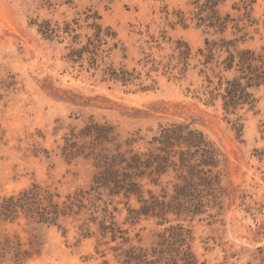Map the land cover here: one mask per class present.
Here are the masks:
<instances>
[{
	"label": "rangeland",
	"instance_id": "374dc122",
	"mask_svg": "<svg viewBox=\"0 0 264 264\" xmlns=\"http://www.w3.org/2000/svg\"><path fill=\"white\" fill-rule=\"evenodd\" d=\"M213 1L0 0V203L37 185L40 204L58 210L44 221L20 207L0 214V264H120L114 247L150 251L177 222L189 229L197 264H264V0ZM212 9L222 29L210 23ZM44 22L50 35L40 31ZM89 40L94 53L69 55ZM178 40L190 56L170 73L164 65L177 63ZM207 42L217 43L211 58ZM246 50L251 66L241 68ZM229 53L235 61L226 69ZM108 66L139 77L115 80ZM256 73L263 75L250 81ZM234 77L252 83V101L226 109L221 94ZM92 123L110 125L115 140L106 147L120 144L126 156L165 154L153 137L168 124L201 131L220 152L213 200L203 197L200 211L180 219L170 211L164 223L136 215L144 200L174 193L176 171L137 178L136 193L97 187L88 151L65 152L72 139L87 144L72 133ZM101 220L120 228L115 240L101 235Z\"/></svg>",
	"mask_w": 264,
	"mask_h": 264
},
{
	"label": "trees",
	"instance_id": "16d2710c",
	"mask_svg": "<svg viewBox=\"0 0 264 264\" xmlns=\"http://www.w3.org/2000/svg\"><path fill=\"white\" fill-rule=\"evenodd\" d=\"M206 1L211 3V6H208L206 2L202 8L212 7L216 4L213 0ZM215 12L212 9L213 14L210 20H214V22L211 21L210 23L222 29L224 21L220 20ZM40 31L45 35H50L53 29L48 22H44L41 24ZM229 42L222 40V44L225 45ZM207 44H209L207 48L209 53L206 57L211 58L212 49L217 43L207 42ZM90 46L95 47L91 40L81 48L71 50L69 55L81 57L84 51L94 53V49H90ZM173 49L177 52V63L170 66V62H168L164 65L165 71L170 73L178 64L184 65L183 69L187 63L186 60L190 56V48L184 41L178 40ZM249 52V50L239 52L237 64L241 68L245 64L248 68L251 66L250 63H247V58L244 57ZM89 58L94 60L93 55ZM234 61L235 56L229 53L223 60L224 67L226 69L231 68ZM104 73L108 74L110 78L121 80L124 83L132 81L133 77H139L134 76L133 71H128L122 67L117 70L108 66L104 69ZM262 75L256 73L254 76H250L249 80L257 81ZM219 83H221L220 80ZM251 84L242 85L239 77L225 80L224 91L221 94L224 107L226 109L229 107L235 108L238 104L250 103L252 101L250 99L251 94L246 91V88ZM217 88L214 87V89ZM215 96L216 94L213 95V98ZM72 136L75 138L89 137L90 139L86 142L87 144L80 145H77V141L72 139L73 141L65 146V152L72 154L87 150L88 152L85 154L94 159L95 166L98 168L94 179L96 186L109 188L113 193H118L121 190L126 194L136 193L140 187L137 178L144 175L152 176V181L155 182L157 177L166 172L168 167L171 166L176 171L177 182L173 184L174 193L168 199H166L167 194H163L162 199L151 196L150 201L144 200L140 209L136 211V215L157 216L160 223H164L169 221L166 218L168 212H173L176 214L177 219H180L179 217L182 214L200 211L204 204L203 197L210 201L215 196L214 192L217 188L216 185L219 184V176L213 168L217 166L218 156L220 155L219 149L207 140L201 131L190 129L188 125L181 123L168 124L161 127L159 135L153 137V142L160 144L158 150L165 152V154L154 153L149 150L141 153H131L126 156L125 152L119 151L120 144H114L115 152H112V149L106 147V145L109 146L108 144L112 143L115 137L111 135V126L107 124H89L78 133H72ZM175 146L184 148L175 151L173 150ZM176 153H178V162L171 159ZM40 195L39 186L33 185L28 190L22 191L18 197L10 196L4 199L0 203V214L7 218L16 212L17 207H20L31 216H38L43 221L49 218L55 220L58 210L55 206L53 210L42 206ZM49 207L51 208V205ZM92 219L95 220L96 217H92ZM103 221L99 222L101 235L104 236L105 233L110 232L111 239L115 240L116 233L122 231L113 221L108 225L104 224ZM84 235H86V232ZM158 237L159 240L155 246L151 247L150 251L136 246L126 248L116 246L113 248L116 253L115 257L120 264H197V259L187 242L190 237L189 229L185 228L182 223L177 222L166 227L158 233ZM126 240L127 238L123 239V241ZM6 243L5 245L8 246ZM18 254L20 253L16 252V256Z\"/></svg>",
	"mask_w": 264,
	"mask_h": 264
}]
</instances>
